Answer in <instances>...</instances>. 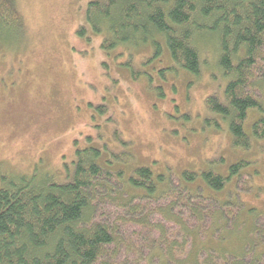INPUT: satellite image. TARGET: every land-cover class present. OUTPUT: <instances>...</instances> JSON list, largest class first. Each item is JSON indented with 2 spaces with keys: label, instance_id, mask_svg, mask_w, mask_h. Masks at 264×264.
I'll return each mask as SVG.
<instances>
[{
  "label": "trees",
  "instance_id": "trees-1",
  "mask_svg": "<svg viewBox=\"0 0 264 264\" xmlns=\"http://www.w3.org/2000/svg\"><path fill=\"white\" fill-rule=\"evenodd\" d=\"M84 18L78 36L100 37L107 56L165 50L171 71L198 76L203 47L226 82L223 97L205 100L207 125L224 123L233 150L264 138V0H90ZM24 29L16 0H0V57L17 51ZM105 149H76L61 179L0 175V264H264V215L237 180L252 162L231 164L227 176L176 177L125 171Z\"/></svg>",
  "mask_w": 264,
  "mask_h": 264
},
{
  "label": "rangeland",
  "instance_id": "rangeland-1",
  "mask_svg": "<svg viewBox=\"0 0 264 264\" xmlns=\"http://www.w3.org/2000/svg\"><path fill=\"white\" fill-rule=\"evenodd\" d=\"M89 1L16 0L25 35L0 57V175L37 169L61 179L75 150L88 146L111 150L104 160L120 157L114 162L125 171L149 167L176 177L208 169L227 176L244 160L252 165L237 178L250 187L242 200L264 215V138L248 152L233 150L224 123L207 125L205 100L223 97L226 83L214 56L201 47L198 76L171 71L165 50L158 58L150 47L107 56L100 37L77 34Z\"/></svg>",
  "mask_w": 264,
  "mask_h": 264
}]
</instances>
